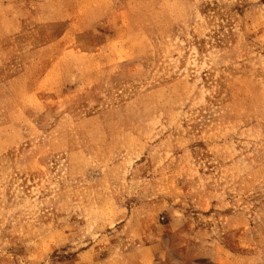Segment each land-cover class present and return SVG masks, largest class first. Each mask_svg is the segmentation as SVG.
<instances>
[{"label": "rangeland", "instance_id": "rangeland-1", "mask_svg": "<svg viewBox=\"0 0 264 264\" xmlns=\"http://www.w3.org/2000/svg\"><path fill=\"white\" fill-rule=\"evenodd\" d=\"M0 264H264V0H0Z\"/></svg>", "mask_w": 264, "mask_h": 264}, {"label": "bare ground", "instance_id": "bare-ground-1", "mask_svg": "<svg viewBox=\"0 0 264 264\" xmlns=\"http://www.w3.org/2000/svg\"><path fill=\"white\" fill-rule=\"evenodd\" d=\"M192 61V60H191ZM196 65V64H195Z\"/></svg>", "mask_w": 264, "mask_h": 264}]
</instances>
